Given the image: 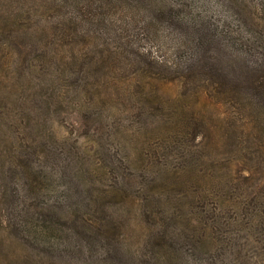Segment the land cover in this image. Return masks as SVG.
<instances>
[{
    "label": "rangeland",
    "instance_id": "1",
    "mask_svg": "<svg viewBox=\"0 0 264 264\" xmlns=\"http://www.w3.org/2000/svg\"><path fill=\"white\" fill-rule=\"evenodd\" d=\"M71 15L59 0H0V264H220L217 245L199 247L198 199L229 198L241 226L264 210V100L242 87L261 37L243 62L225 45L221 74L186 87L160 71L171 43L132 31L138 52L123 54L121 22L95 36ZM201 50L190 67L211 60Z\"/></svg>",
    "mask_w": 264,
    "mask_h": 264
},
{
    "label": "trees",
    "instance_id": "2",
    "mask_svg": "<svg viewBox=\"0 0 264 264\" xmlns=\"http://www.w3.org/2000/svg\"><path fill=\"white\" fill-rule=\"evenodd\" d=\"M59 1L61 7L67 8L72 14L69 21H65L69 29H75L72 21L74 18L73 22L76 23V18L79 17V21L83 22L84 25L87 24L86 30H84L91 29V32L88 33H93L96 36V34L106 35L114 31V33H111L114 37V35H117L116 31L119 28L115 31L110 23L119 25L118 21L121 22L122 25L120 26H123V29H120V31H122L123 41L118 47L123 49V54L131 52L130 55L135 56V53L138 52L132 42V31L138 33L137 37L141 34L144 37H153L155 41L163 44L171 43L169 46L172 51L174 50L173 56L169 60L164 58L160 62V71L164 72V77L174 69L172 74H169V78L177 77L180 80L183 78L186 87L193 80V75H203L204 77L209 70H212L214 74H221V68L218 65L213 67L212 61L216 57L214 56L215 52L217 54L221 51L226 52L225 45L232 46L236 55L242 57L243 62L246 60L243 57L247 55L252 47L248 42L251 39L252 30L257 32L258 37H261L264 43V0ZM242 24L247 27V30ZM205 38L209 40V46L204 45L206 44L204 42L206 41ZM106 43H102L103 48L101 50L108 48L104 45ZM202 47H206L210 51L211 60L207 59L206 63L199 60L193 68L190 67L189 62H191L192 55L197 50L202 51ZM215 49L216 51H214ZM112 51L114 50L112 49ZM144 53L142 55H144L143 63L145 64L146 57ZM113 54L117 53L113 52ZM132 63L137 64L136 62ZM261 65H264V61L258 62L257 66L252 67L255 72L251 74V79H248L247 83L242 84V87L255 91L256 97L264 100V73L260 74L258 71L263 69ZM182 71L184 72L181 73ZM220 88L221 84L219 82H214L210 87L212 90H220ZM262 106H264V103H262ZM244 171L246 172V169H243L238 177L250 179V176L245 174ZM123 198L127 199L125 205L131 203L132 208H134V205L140 209L143 206L141 200L134 203V200L130 197L129 199ZM157 199L162 200L163 198L157 197ZM198 202L201 213L198 224L202 234L199 247L217 245L216 248L222 250L220 254H238V257L231 255L233 262L238 261V258H240L243 264L257 263L254 260L256 255L259 258L257 264H264V246H262L264 241V216L260 217L264 210L261 213L249 212L248 221L242 222L241 226L236 203L229 198L226 199L224 195H218V198L212 201L203 195L202 198L198 199ZM242 214L245 216V213ZM163 215H165L164 210ZM139 216V221L143 218L144 221H148L151 213L138 211L135 218ZM1 217L0 215V228L5 221ZM74 222H76V219ZM77 222L85 228H92L95 225V222L81 218ZM7 224L15 230L21 226V223L14 219L8 220ZM250 249H252V252H248ZM222 255H219L220 264H224Z\"/></svg>",
    "mask_w": 264,
    "mask_h": 264
}]
</instances>
